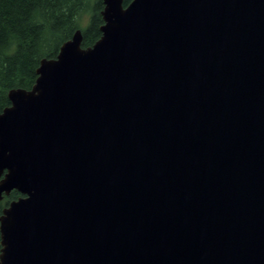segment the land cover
<instances>
[{"label": "water", "instance_id": "obj_1", "mask_svg": "<svg viewBox=\"0 0 264 264\" xmlns=\"http://www.w3.org/2000/svg\"><path fill=\"white\" fill-rule=\"evenodd\" d=\"M0 113V264H264V0H102Z\"/></svg>", "mask_w": 264, "mask_h": 264}, {"label": "trees", "instance_id": "obj_2", "mask_svg": "<svg viewBox=\"0 0 264 264\" xmlns=\"http://www.w3.org/2000/svg\"><path fill=\"white\" fill-rule=\"evenodd\" d=\"M132 1L125 0V5ZM103 9L102 0H0V113L11 104L9 92L32 89L41 60L56 58L77 30L85 48L101 38ZM21 196L16 191L5 196L0 216Z\"/></svg>", "mask_w": 264, "mask_h": 264}, {"label": "bare ground", "instance_id": "obj_3", "mask_svg": "<svg viewBox=\"0 0 264 264\" xmlns=\"http://www.w3.org/2000/svg\"><path fill=\"white\" fill-rule=\"evenodd\" d=\"M58 6V5H57Z\"/></svg>", "mask_w": 264, "mask_h": 264}]
</instances>
